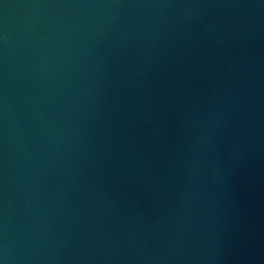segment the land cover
<instances>
[{
  "label": "water",
  "instance_id": "95a60500",
  "mask_svg": "<svg viewBox=\"0 0 264 264\" xmlns=\"http://www.w3.org/2000/svg\"><path fill=\"white\" fill-rule=\"evenodd\" d=\"M0 264H264V0H0Z\"/></svg>",
  "mask_w": 264,
  "mask_h": 264
}]
</instances>
